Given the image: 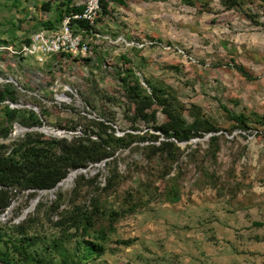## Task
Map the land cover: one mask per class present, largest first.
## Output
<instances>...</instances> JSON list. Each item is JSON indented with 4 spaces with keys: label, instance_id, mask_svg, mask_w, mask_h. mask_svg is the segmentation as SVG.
I'll use <instances>...</instances> for the list:
<instances>
[{
    "label": "rangeland",
    "instance_id": "obj_1",
    "mask_svg": "<svg viewBox=\"0 0 264 264\" xmlns=\"http://www.w3.org/2000/svg\"><path fill=\"white\" fill-rule=\"evenodd\" d=\"M87 1L0 0V90L13 84L17 91L16 101L0 104V131L9 130L0 134V144L10 146L28 132L70 139L96 132L91 120L105 121L117 135L135 133L134 107L121 81L131 69L149 92L145 80L171 87L189 124L197 117L212 122L219 150L215 157L209 153L210 135L195 137L179 143L178 160L171 161L145 150L149 139L116 152L124 179L114 189H105L113 166L102 162L71 171L35 198L33 191H9L12 203L0 211V250L13 226L23 225L42 243L64 240V250L81 264H264V0H239L231 10L221 0L108 1L107 13L101 9L91 25L72 26L88 47L85 53L41 59L20 54L47 21L58 29L60 16ZM233 64L256 79H246ZM222 105L236 116L243 113L246 125L229 119ZM7 109L33 111L42 125L24 127L19 118L8 119ZM158 111L162 123L166 117ZM135 126L141 135L159 134L152 124ZM172 186L180 196L175 203L168 196ZM59 192L62 206L49 212ZM72 199L74 210H91L99 200L106 213L119 214L111 228L107 214L96 222L108 229L101 257L87 245L92 232L61 218Z\"/></svg>",
    "mask_w": 264,
    "mask_h": 264
},
{
    "label": "trees",
    "instance_id": "obj_2",
    "mask_svg": "<svg viewBox=\"0 0 264 264\" xmlns=\"http://www.w3.org/2000/svg\"><path fill=\"white\" fill-rule=\"evenodd\" d=\"M108 1L124 3L123 0H107L102 3V10L107 13ZM207 0H182L188 5H195L197 2ZM209 1V0H208ZM222 4L229 10L239 5V0H221ZM83 7L68 9L67 14L82 11ZM62 21V16L57 20ZM82 26H88L85 22ZM47 29L56 28L55 23L47 21L44 24ZM234 63V62H232ZM242 76L248 80H255L243 66L232 65ZM134 77V83L130 81ZM122 87L127 101L134 107L132 132H123L117 135L113 127L105 121L91 120L89 126H93L95 131L76 134L72 138H46L42 133L28 132L20 140L10 146L0 144V211L10 207L12 200L8 195L9 191L19 190L31 192V198H35L38 191L52 190L64 180L71 171L86 169L89 166L105 162L113 166L110 176L107 179L106 190L114 189L124 178L118 172L116 166V152L119 149L131 148L132 145L140 142H147L152 139L153 143L144 146L154 157L167 155L171 161L178 160L180 154L179 143L189 142L195 137L210 135L209 153L215 157L219 150V136L215 135L219 129L207 120L197 117L193 123L189 124L179 107L175 92L171 87L159 85L152 81L145 80L150 92L139 81V77L129 69L121 78ZM17 91L13 84H7L0 90V104L6 100L16 101ZM228 118L236 121L240 125H246L247 120L242 113L234 115L226 106L222 105ZM158 109L163 111L165 121L158 122ZM8 119L19 118L22 126L33 128L41 126L42 122L33 111H21L7 109ZM142 122L151 125V128L159 134H138L135 123ZM72 129H75L72 127ZM0 134L3 137L9 135V130L2 129ZM149 135V136H148ZM162 135L165 140H160ZM189 148V147H187ZM99 176V175H98ZM98 176L93 179L97 182ZM85 181L81 176L78 183ZM172 180V179H171ZM79 188V187H78ZM77 189H75V194ZM56 200L49 206V212H59L63 203V194L57 193ZM169 199L173 203L179 201L180 196L172 186L168 191ZM45 204L37 207L36 216L41 214V209ZM75 200H71L68 209L61 213V218H68L77 230L86 235L94 234L93 239L87 241L97 257L106 253L104 241L108 237V229L104 226L97 228V220L106 216L111 223L119 215L116 211L106 213L99 200L93 203L91 210L82 209L76 206ZM73 207V208H71ZM68 220V221H69ZM29 221H32L31 219ZM257 225L262 226V223ZM4 240V234L0 232V242ZM64 240L53 239L51 242L42 243L36 236H30L23 225L13 226L10 241L5 242L7 248L0 250V262L4 264H81L64 250ZM128 243V242H124ZM44 245L42 247L41 245ZM38 246V248H36Z\"/></svg>",
    "mask_w": 264,
    "mask_h": 264
},
{
    "label": "built area",
    "instance_id": "obj_3",
    "mask_svg": "<svg viewBox=\"0 0 264 264\" xmlns=\"http://www.w3.org/2000/svg\"><path fill=\"white\" fill-rule=\"evenodd\" d=\"M102 0H88L82 11L73 12L63 18L58 29H42L35 32L24 46L19 50L26 57H53L61 54L77 55L88 50L87 45L82 43L80 37L71 32L73 24L79 22L81 26L85 22L91 25L102 9ZM85 26V27H88ZM84 27V26H83Z\"/></svg>",
    "mask_w": 264,
    "mask_h": 264
}]
</instances>
